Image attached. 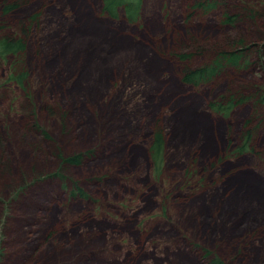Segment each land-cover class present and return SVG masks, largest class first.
I'll return each instance as SVG.
<instances>
[{
	"label": "rangeland",
	"instance_id": "rangeland-1",
	"mask_svg": "<svg viewBox=\"0 0 264 264\" xmlns=\"http://www.w3.org/2000/svg\"><path fill=\"white\" fill-rule=\"evenodd\" d=\"M199 1L144 0L129 25L100 0H0V36L25 40L21 84L0 60V264H264V100L207 109L263 96L264 49L182 81L239 41L262 46L264 0Z\"/></svg>",
	"mask_w": 264,
	"mask_h": 264
},
{
	"label": "trees",
	"instance_id": "trees-1",
	"mask_svg": "<svg viewBox=\"0 0 264 264\" xmlns=\"http://www.w3.org/2000/svg\"><path fill=\"white\" fill-rule=\"evenodd\" d=\"M144 0H100V14L103 17H106L110 20L117 21L120 18V15L123 16L126 23L129 25H137L140 22L142 15ZM214 0H201L197 2L194 6L197 8H201L203 10L212 9L214 7ZM17 3L7 5L4 9L5 12L16 9ZM224 18V23L232 24L236 17H231L228 14ZM236 47L229 48L230 50L220 52L216 54L215 58L208 65H204L202 67L196 68L194 70L187 71L182 78V81L189 85L199 84L201 82L208 81L212 79L214 76L220 74L221 70L226 66H231L234 68L240 67L241 64H247L245 59L248 57L249 53L258 54V56L262 55L264 49V43L262 46L249 45L244 43L243 41H239ZM239 46V47H238ZM25 50V40L17 39L13 37H8L6 35L0 36V60L6 61L9 58L12 60L13 68L11 77L9 78L10 82L17 84L22 82L25 79L24 74H18L16 69H14L15 64H17L20 60L21 54ZM184 58V57H182ZM186 58V57H185ZM19 59V60H18ZM243 59V61H242ZM261 60V59H259ZM264 92L263 96L260 94L254 95L252 97L245 96L243 98H239L238 94L228 93L221 97L220 99L211 102L207 105V109L215 114L221 116H227L229 112H231L236 106L245 104L248 101L256 100V102H261L264 100ZM243 143L237 147V154H242L244 152H248L250 148H248L250 133L247 132L243 136ZM162 150H163V135L160 131L155 132L152 137V141L148 150L150 160L152 164L159 168L162 159ZM89 154V153H88ZM91 156V155H89ZM83 156L81 154L74 155L72 157L64 158L59 156V161L61 165H71V166H79L82 162ZM48 177H59L63 178L59 173L54 175H49ZM42 178L36 179L34 181H40ZM79 191V197L86 198V196ZM73 195L76 196V193L73 192ZM0 255V259H1ZM213 264H221V262L217 259L212 261Z\"/></svg>",
	"mask_w": 264,
	"mask_h": 264
}]
</instances>
